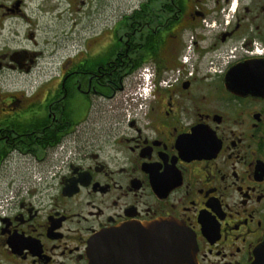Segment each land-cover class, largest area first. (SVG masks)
Instances as JSON below:
<instances>
[{"label":"flooded vegetation","instance_id":"af4514ba","mask_svg":"<svg viewBox=\"0 0 264 264\" xmlns=\"http://www.w3.org/2000/svg\"><path fill=\"white\" fill-rule=\"evenodd\" d=\"M121 2L0 0V77L22 78L0 86V264H90L97 235L170 220L195 264H264V0ZM145 68L181 78L141 112ZM134 239L103 264H172Z\"/></svg>","mask_w":264,"mask_h":264},{"label":"water","instance_id":"95a60500","mask_svg":"<svg viewBox=\"0 0 264 264\" xmlns=\"http://www.w3.org/2000/svg\"><path fill=\"white\" fill-rule=\"evenodd\" d=\"M128 233L135 235L133 240L135 242L155 244L157 256L162 252L164 253V249L167 248L172 264L196 263L197 251L194 236L190 235L184 225L170 220L149 224L148 226H138L137 228L117 229L106 234L97 235L89 243L88 256H90V264H103L105 244L108 247L111 246L109 247L111 251L116 248L117 235Z\"/></svg>","mask_w":264,"mask_h":264},{"label":"built area","instance_id":"2783aa9c","mask_svg":"<svg viewBox=\"0 0 264 264\" xmlns=\"http://www.w3.org/2000/svg\"><path fill=\"white\" fill-rule=\"evenodd\" d=\"M185 63H188L187 58L184 59ZM141 79L144 81V85L139 88L137 94L135 93V100H137L136 96L143 97L144 95H151L153 90L157 87L156 82V72L153 70L145 69L142 71V74L140 75ZM181 78V71L177 70V72L174 74L172 79H163L160 81V86L162 88L170 87L174 82L178 81ZM139 110H144V105L139 106Z\"/></svg>","mask_w":264,"mask_h":264},{"label":"rangeland","instance_id":"374dc122","mask_svg":"<svg viewBox=\"0 0 264 264\" xmlns=\"http://www.w3.org/2000/svg\"><path fill=\"white\" fill-rule=\"evenodd\" d=\"M65 3V2H64ZM120 3H122L121 2V0H117V4H120ZM59 4V3H58ZM93 10V6H91V5H89L88 7L86 6V9H85V11H87V13H89V12H93L92 11ZM88 15V14H87ZM92 17V16H91ZM91 21V20H90ZM89 20H88V18L86 17V22H87V25H88V30L86 31L87 33H85L84 31H83V25L82 24H79L78 25V31L81 33L80 35H87V37H88V39H89V42L92 40L91 38L93 37L94 39H95V35L93 36V33H91L90 32V26L92 25V23L90 22ZM57 25V24H56ZM55 24H52L51 26L53 27V28H56L57 26H56ZM95 25H97V22L95 21L94 22V26ZM61 28H63V25L61 26ZM60 28V29H61ZM18 80H20V81H18ZM14 83H22V78H20V77H18V76H9V77H7V76H3V77H0V86L1 85H14Z\"/></svg>","mask_w":264,"mask_h":264}]
</instances>
